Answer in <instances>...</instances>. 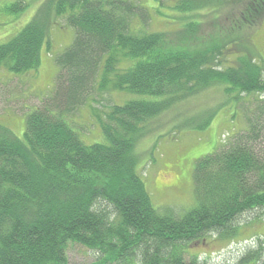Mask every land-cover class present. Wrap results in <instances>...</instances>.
Segmentation results:
<instances>
[{"label": "trees", "instance_id": "obj_1", "mask_svg": "<svg viewBox=\"0 0 264 264\" xmlns=\"http://www.w3.org/2000/svg\"><path fill=\"white\" fill-rule=\"evenodd\" d=\"M221 1L176 0L163 16L181 24L167 39L166 31L149 29L152 14L139 0H50L0 44V67L26 74L38 70L53 18L75 33L56 58L55 95L27 112L23 138L0 124V264H71L70 244L92 252L95 259L85 264H211L193 255L198 244L232 240L244 218L264 216V66L247 36L231 37L262 21L264 0H233L239 16L230 25L215 18L216 32L197 39L202 10ZM25 9L18 1L11 10ZM212 86L243 101L240 108L255 105L247 128L198 159L191 209L156 207L137 142L175 104ZM112 91L133 97L104 110L94 106ZM85 104L103 141L87 144L71 127ZM258 238L233 259L237 264H264V237Z\"/></svg>", "mask_w": 264, "mask_h": 264}, {"label": "rangeland", "instance_id": "obj_2", "mask_svg": "<svg viewBox=\"0 0 264 264\" xmlns=\"http://www.w3.org/2000/svg\"><path fill=\"white\" fill-rule=\"evenodd\" d=\"M18 1L23 2L26 8L20 13L11 10L12 5ZM49 1L0 0V44L18 33L38 12H45ZM139 1L147 6L152 14L149 24L151 31H166L167 39L176 35L171 32L180 28L181 21L175 20V23H171L170 19L163 16L172 12L170 6L174 5L176 0ZM160 5L165 8L161 9V13H157V7ZM215 6L218 5H208L202 10L203 16L199 17L203 23L198 28L196 38L203 42L209 39L203 38L204 36L216 32L217 20L221 22L219 24L230 25L231 19L239 16L237 4L233 0H222L219 8H213ZM241 35L247 36V45L253 58L264 66V18L255 27L235 31L231 35L234 36L232 40L239 39ZM74 36V29L69 27L63 18H53L38 70L16 74L0 67V124L9 127L17 136H24L27 112L41 106L44 98L55 95V78L59 72L56 58L72 44ZM201 41H194L191 46H199ZM237 49L233 47L229 50L230 64L237 56ZM131 97L133 96L128 93L112 91L98 97L99 101L95 102L94 106L104 110L108 105L124 103ZM248 100L251 101L252 98L249 97ZM240 104L224 92L223 86H212L175 104L140 137L136 145L139 166L156 207L183 213L195 205V165L199 158L208 155L228 140L230 133H238L247 128L248 107L252 109L255 105L247 103L240 108ZM72 116L75 120H70L71 127L81 134L87 144L103 141L101 126L92 116V108L88 104L79 107ZM262 146L264 147V143ZM250 219L242 220L244 225L234 239L211 237L206 245L198 244V249L193 251V255L198 253L202 258L208 257L212 259L209 260L211 264H237V260L233 259L239 257L243 247L249 245L252 240L259 239V236L264 237V216L256 220ZM68 255L71 264L90 263L95 259L92 252L77 244L69 245ZM249 264L256 263L252 261Z\"/></svg>", "mask_w": 264, "mask_h": 264}]
</instances>
